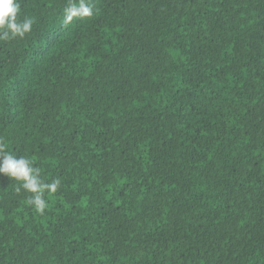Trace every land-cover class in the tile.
Segmentation results:
<instances>
[{"label": "trees", "instance_id": "1", "mask_svg": "<svg viewBox=\"0 0 264 264\" xmlns=\"http://www.w3.org/2000/svg\"><path fill=\"white\" fill-rule=\"evenodd\" d=\"M80 2L0 29V264H264V0Z\"/></svg>", "mask_w": 264, "mask_h": 264}, {"label": "clouds", "instance_id": "2", "mask_svg": "<svg viewBox=\"0 0 264 264\" xmlns=\"http://www.w3.org/2000/svg\"><path fill=\"white\" fill-rule=\"evenodd\" d=\"M19 7L18 0H0V29L3 30L2 35L5 38H23L31 31L33 21L30 18L22 22L17 21ZM91 13V8L83 0L79 4L72 3L65 9V17L68 20L74 17H86ZM0 174L19 182L20 187L31 194L28 203L39 214H43L48 206L45 193H55L60 186L58 179L51 183L42 181L40 170L33 166L31 159L6 154L3 146H0ZM19 190L20 188H17V191Z\"/></svg>", "mask_w": 264, "mask_h": 264}]
</instances>
